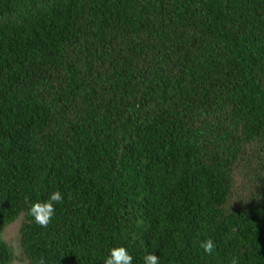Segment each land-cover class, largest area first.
Returning <instances> with one entry per match:
<instances>
[{
  "label": "trees",
  "instance_id": "obj_1",
  "mask_svg": "<svg viewBox=\"0 0 264 264\" xmlns=\"http://www.w3.org/2000/svg\"><path fill=\"white\" fill-rule=\"evenodd\" d=\"M114 246L264 264V0H0V264Z\"/></svg>",
  "mask_w": 264,
  "mask_h": 264
},
{
  "label": "clouds",
  "instance_id": "obj_2",
  "mask_svg": "<svg viewBox=\"0 0 264 264\" xmlns=\"http://www.w3.org/2000/svg\"><path fill=\"white\" fill-rule=\"evenodd\" d=\"M63 198L64 194L56 190L46 200L30 203L29 215L34 218L36 224L42 228H46L55 215V206L62 203ZM25 203H28V201L26 200ZM200 246L207 254H212L216 247L211 238L203 241ZM143 259L144 264H160V257L155 252L146 254ZM38 264H46L43 257L38 261ZM104 264H133V256L125 246H114L109 250V255L104 260ZM231 264H239L238 258L233 257Z\"/></svg>",
  "mask_w": 264,
  "mask_h": 264
},
{
  "label": "rangeland",
  "instance_id": "obj_3",
  "mask_svg": "<svg viewBox=\"0 0 264 264\" xmlns=\"http://www.w3.org/2000/svg\"><path fill=\"white\" fill-rule=\"evenodd\" d=\"M16 224L14 223L13 225H10L7 229H6V232H5V235L6 237L11 240V246L13 247L14 251L16 252V254L18 255L19 254V247H18V244L16 243L15 240H12L13 237H14V231L16 229ZM9 242V243H10ZM19 264V263H18Z\"/></svg>",
  "mask_w": 264,
  "mask_h": 264
}]
</instances>
